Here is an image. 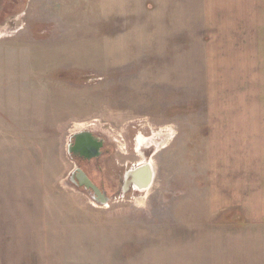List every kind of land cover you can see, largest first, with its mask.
<instances>
[{"label": "rangeland", "instance_id": "374dc122", "mask_svg": "<svg viewBox=\"0 0 264 264\" xmlns=\"http://www.w3.org/2000/svg\"><path fill=\"white\" fill-rule=\"evenodd\" d=\"M20 3L0 5V264H264V0L124 39L81 7L64 41ZM82 129L110 170L151 161V188L102 205L74 185Z\"/></svg>", "mask_w": 264, "mask_h": 264}, {"label": "crops", "instance_id": "0c3cea01", "mask_svg": "<svg viewBox=\"0 0 264 264\" xmlns=\"http://www.w3.org/2000/svg\"><path fill=\"white\" fill-rule=\"evenodd\" d=\"M19 1L23 4L30 3L33 7L32 19L34 23H38L40 39L50 41H64L73 37V29L69 27L67 19L73 10H79L81 7L87 10V19H97V23L113 21L123 25L114 37L124 39L132 35H145L150 30L147 21L160 24L165 21L176 27L228 25L230 23H227L225 19L232 17V11H238L239 6L241 8V2H247V0H26L25 2L24 0H8L11 6L15 3V11L8 18L12 17L16 20V15L23 7L21 3L19 7ZM1 3L2 0L0 5ZM234 18H240L238 13ZM132 20L139 22L136 24L140 26L134 28L133 25V29L126 26L130 25ZM19 24L20 27L23 25ZM27 35L32 40L39 39L34 37L36 35L33 28L27 31ZM192 37L195 40L196 34L194 33ZM10 87L12 86L8 88ZM16 88L18 90L19 86L17 85ZM9 106L13 108L11 101ZM23 106L24 104L21 108L17 107V112L20 114L23 113ZM21 135L29 136L25 134V131H22Z\"/></svg>", "mask_w": 264, "mask_h": 264}, {"label": "flooded vegetation", "instance_id": "af4514ba", "mask_svg": "<svg viewBox=\"0 0 264 264\" xmlns=\"http://www.w3.org/2000/svg\"><path fill=\"white\" fill-rule=\"evenodd\" d=\"M83 130V129H82ZM90 130V129H89ZM81 131V130H80ZM93 131V130H91ZM76 133V132H75ZM94 135L100 141V145L98 146L99 149H92L90 152H82L81 150H75L72 152H68L71 160L75 164L73 171L78 169L84 170L90 180L96 185V187L100 190V192L96 193L93 189L85 187V185L79 186L86 194L93 198V196L99 200H103L105 198L109 199L110 201H120L125 199L126 197H134L135 194V187L139 191L146 190L151 188L154 179V172L152 177L149 179V174L146 170H141L139 174H137L138 179L141 177V181H139V185H136L132 180L134 174L136 175L137 169L145 165L148 162L151 166L153 165L151 161H141L140 163H133L131 167H129V163H120L117 159L115 164L117 165L116 168L113 167L112 170L107 168V160L112 158L115 152H117V148L115 146H111L105 137L102 135L95 133ZM74 134V133H73ZM73 134L70 136L71 140L69 139L67 144V151L68 145L71 143L72 146H76L75 138ZM148 157V156H147ZM137 165V166H136ZM126 166V168H124ZM135 166V167H134ZM134 167V168H133ZM153 168V166H152ZM131 171H136V173H132L133 176L130 174ZM145 174V176H144ZM97 177V178H96ZM127 180V181H126ZM72 182V179H70ZM129 181V182H128ZM127 182V183H126ZM133 184L135 187H133ZM144 184V186H141ZM77 186V185H76ZM78 187V186H77Z\"/></svg>", "mask_w": 264, "mask_h": 264}, {"label": "water", "instance_id": "95a60500", "mask_svg": "<svg viewBox=\"0 0 264 264\" xmlns=\"http://www.w3.org/2000/svg\"><path fill=\"white\" fill-rule=\"evenodd\" d=\"M72 138H75L76 146L73 147L70 143L68 145V152H75V150H81L82 152L87 153L90 152L92 149H99L98 146L100 145V141L94 135L93 131L89 129H83L74 133ZM70 179H72V183H74V185H77L78 187L85 185L86 189L90 188L93 189L96 193L100 192L96 185L90 180L87 173L82 169L73 171ZM92 199L102 205L108 204L110 202V200L107 198L99 200L93 196Z\"/></svg>", "mask_w": 264, "mask_h": 264}, {"label": "bare ground", "instance_id": "6f19581e", "mask_svg": "<svg viewBox=\"0 0 264 264\" xmlns=\"http://www.w3.org/2000/svg\"><path fill=\"white\" fill-rule=\"evenodd\" d=\"M141 170H146V172L149 174V179L152 177V174H153V172H154V170H153V168H152V166L148 163V162H146L145 163V165H143L142 167H140V168H138L136 171H137V173H136V171H131L130 172V174L132 175V173H136V175L134 174V178H133V181H134V183L136 184V185H139V181H141V177H140V179H138V178H136V177H138L137 176V174H139V172L141 171ZM144 176H145V174H144ZM127 181V180H126ZM129 182V181H128ZM127 183V182H126ZM141 186H144V184H141ZM93 204H95L94 202H93ZM96 205V204H95Z\"/></svg>", "mask_w": 264, "mask_h": 264}]
</instances>
